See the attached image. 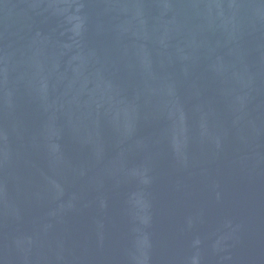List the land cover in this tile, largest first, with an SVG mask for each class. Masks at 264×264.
<instances>
[{"label":"water","instance_id":"obj_1","mask_svg":"<svg viewBox=\"0 0 264 264\" xmlns=\"http://www.w3.org/2000/svg\"><path fill=\"white\" fill-rule=\"evenodd\" d=\"M0 264H264V0H0Z\"/></svg>","mask_w":264,"mask_h":264}]
</instances>
